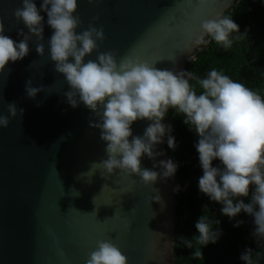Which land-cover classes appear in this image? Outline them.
Segmentation results:
<instances>
[{
    "label": "water",
    "instance_id": "1",
    "mask_svg": "<svg viewBox=\"0 0 264 264\" xmlns=\"http://www.w3.org/2000/svg\"><path fill=\"white\" fill-rule=\"evenodd\" d=\"M238 1L77 0L74 15L82 24L76 31L86 30L90 23L103 28L104 40L85 62L113 51L118 63L128 56L179 73L202 49V44H195L201 24L225 15ZM33 2L39 9L42 0ZM21 6V0H0L4 34L17 43L23 38L19 31L27 34L13 16ZM41 15L44 55H37L33 37L29 54L9 62L0 73V115L9 117L11 102L24 109L22 117H9L8 127L0 128V264H85L97 241L109 239L127 257V264H172L174 176L158 177L145 186L139 176L119 169L105 178L102 168H91L107 158L99 129L89 126L90 120H99L83 103L76 108L67 103L64 93L69 87L54 71L49 55L53 30L46 14ZM29 79L33 87L44 88L34 99L25 92ZM166 116L161 121L165 125ZM150 123L135 121L133 136L142 137ZM166 144L164 137L155 146L162 153L155 160L142 156L141 169L161 172L160 161L170 159Z\"/></svg>",
    "mask_w": 264,
    "mask_h": 264
},
{
    "label": "clouds",
    "instance_id": "2",
    "mask_svg": "<svg viewBox=\"0 0 264 264\" xmlns=\"http://www.w3.org/2000/svg\"><path fill=\"white\" fill-rule=\"evenodd\" d=\"M88 2L91 4L94 0ZM21 3L13 16L27 28V34L19 31L18 35L23 38L18 43L4 34V23L0 20V73L5 72L9 62L23 60L29 54V41L33 37L37 55H44L41 12L45 13L47 25L53 30L48 41L50 60L54 71L64 76L69 87L64 93L67 103L72 108L83 103L99 120L97 123L90 120L89 126L99 129L107 158L93 162L92 169L102 168L105 178L119 169L125 175L139 176L145 186L154 184L158 177L174 176L177 165L171 159L160 161L159 173L140 166L142 156L155 160L157 155H162L155 151V146L171 131L161 121L173 109L198 136L195 148L203 171L198 180L199 191L222 205L221 214L229 219L241 211L253 217L252 235L264 238V97L215 69L206 78H200L191 71L161 70L155 64L128 56L118 63L113 51L98 53L96 60L85 62L87 56L98 50L97 42L104 40V32L102 27L98 29L90 23L86 30L77 33L82 24L80 17L74 15L77 0H42L39 9L33 0H21ZM200 33L196 45L207 43L204 37L209 36L228 49L233 44L232 34L239 33V26L231 17L219 15L205 20ZM191 80L202 89L199 94L190 84ZM42 91V86L33 87L31 79L26 81L25 92L29 98L34 99ZM7 112L11 118L18 114L22 117L24 109H18L11 102ZM9 117L0 115V128L8 127ZM137 120L151 122L142 137L132 134L131 125ZM167 146L169 149L176 146L171 135L167 137ZM214 160L221 166L213 167ZM156 167L154 164L153 168ZM250 190V202L245 204L241 198L249 197ZM155 199L159 202V198ZM208 213L205 206L204 214L195 224L197 235L194 237H198L201 246L215 243L221 234L217 227L220 221ZM242 223L238 221L234 227ZM180 239L185 247L193 248L192 239ZM195 255L202 259L201 247ZM240 260L243 264H254L253 252L246 249ZM85 264H127V257L110 239L101 240L88 254Z\"/></svg>",
    "mask_w": 264,
    "mask_h": 264
},
{
    "label": "flooded vegetation",
    "instance_id": "3",
    "mask_svg": "<svg viewBox=\"0 0 264 264\" xmlns=\"http://www.w3.org/2000/svg\"><path fill=\"white\" fill-rule=\"evenodd\" d=\"M258 34L254 33L249 41L253 48L249 51V55L245 56V62L241 64V54L238 52L235 67L226 69L224 62H219L217 71L229 76L233 81L244 84L253 91L259 92L256 88V78L264 79V27L260 31V39H257ZM204 48L205 56L203 62V78H206L208 73L213 69V59L217 54L218 60L225 56V50L220 48L217 53L214 48V41L211 37H207ZM186 71V70H185ZM192 84V80L190 81ZM166 125L170 126L171 131L166 133L165 139L167 142L168 135L175 138L176 147L184 146V151L168 149L169 158L174 162L172 155L179 161H184L187 167L185 174L181 172L179 186L176 174L174 179L176 182L175 194V226H174V246H173V262L172 264H243L240 260L241 254L246 250L253 252L254 264H264V238L253 236L255 225L253 217L241 211L236 217L229 219L221 214L222 205L213 202L206 195L202 194L199 189H190L192 185L196 186L199 178L203 175L202 168L199 163V156L195 145L198 142V136L194 130H191L183 123V116L176 114L175 110L169 109L166 116ZM180 149V148H179ZM172 151L169 154V151ZM220 165L218 160L212 162L213 167ZM251 191L249 197L241 198L244 203L250 202ZM187 195V196H185ZM190 195H193L190 196ZM205 206L209 211L208 215L219 220L217 226L221 233L215 243H209L206 246H201L198 243L197 230L195 224L202 214H204ZM238 221H243L239 227H234ZM192 239L193 248H187L183 240L180 238ZM230 253L228 251L231 249ZM201 247L202 259L195 255ZM258 253V255H257Z\"/></svg>",
    "mask_w": 264,
    "mask_h": 264
},
{
    "label": "trees",
    "instance_id": "4",
    "mask_svg": "<svg viewBox=\"0 0 264 264\" xmlns=\"http://www.w3.org/2000/svg\"><path fill=\"white\" fill-rule=\"evenodd\" d=\"M226 16H229L233 19V21L239 26V33H233L232 34V40L233 44L231 48L225 49L221 45L214 42V48L216 49V52L218 53L220 51V46L225 50V56L218 60L217 54H215L213 59V69L218 70L219 68V62H224V67L226 69H231L235 67L236 58L238 55V52L241 54V64L245 62V56L249 55V51H251L253 48V45L249 42L252 38L251 36L254 35V33L258 34L257 39H260V31L262 27H264V0H239L235 3V5L225 13ZM239 37V38H237ZM264 46V45H263ZM202 48V47H201ZM204 56L205 51L204 48L201 50H198L194 53L193 57L195 58L192 61H189L186 66V71L193 72L197 77L203 78L204 72H203V62H204ZM256 88L259 90V94L264 97V79H257L255 80ZM192 85L196 89L197 93L199 94L202 89L198 86L195 80H192ZM180 148V149H179ZM167 149V146H166ZM169 149V148H168ZM167 149V150H168ZM176 149L178 151L185 150L184 146L176 147L175 146V152ZM172 151H169V154H171ZM172 158L174 160V163L177 165V170L175 172L177 178L179 179L178 184L180 183V176L178 172H181L182 174H185L187 171V167L184 161H179L174 158L172 155ZM221 166V165H219ZM217 166V167H219ZM190 189H199L198 183L196 186L192 185ZM187 196V195H185ZM193 197V195H190ZM231 249L228 251L230 253Z\"/></svg>",
    "mask_w": 264,
    "mask_h": 264
}]
</instances>
